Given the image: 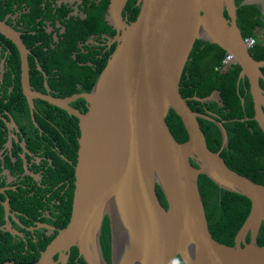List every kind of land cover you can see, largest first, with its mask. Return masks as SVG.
<instances>
[{
    "label": "water",
    "instance_id": "obj_1",
    "mask_svg": "<svg viewBox=\"0 0 264 264\" xmlns=\"http://www.w3.org/2000/svg\"><path fill=\"white\" fill-rule=\"evenodd\" d=\"M128 1L110 0L105 20L116 36L106 39L109 47L116 46L93 89L64 98L50 94L48 77L40 66L46 92L32 88L31 52L22 34L8 24L9 16L0 19V33L20 55L22 93L35 126V100L48 102L79 121L71 219L41 253L37 264H58L54 261L57 255L61 264H67L65 254L72 247L78 248L86 264H107L101 249L106 216L111 229V264H175L178 257L183 264H264V246L258 244L264 224V186L227 167L220 156L229 146L223 122L214 119L211 112H194L181 92L194 44L203 40L217 45L232 55L227 67H240L238 85L248 80L252 119L264 133V61L254 60L244 42L237 25L236 0H138L140 12L133 23L123 17ZM253 4L260 5L264 14V0L241 3ZM4 64L2 61L0 83ZM79 99L86 102L85 112L70 106ZM194 100L222 105L218 90ZM172 111L181 118L188 136L182 143L167 121ZM199 119L219 128V152L209 149ZM3 120L8 129L6 145L11 149L15 141L22 148L24 175L38 178L30 171L27 159L33 153L16 134L18 125L12 117ZM2 176L12 178L5 166ZM200 176L250 202L232 246L217 240L209 229L199 191ZM157 187L168 208L163 206ZM6 190L0 188V194ZM2 206L8 213V201Z\"/></svg>",
    "mask_w": 264,
    "mask_h": 264
},
{
    "label": "trees",
    "instance_id": "obj_2",
    "mask_svg": "<svg viewBox=\"0 0 264 264\" xmlns=\"http://www.w3.org/2000/svg\"><path fill=\"white\" fill-rule=\"evenodd\" d=\"M56 1L0 0V19L4 20L9 16L7 22L22 34V39L31 52L30 84L34 90L46 92L44 75L37 68L39 64L48 77L52 96L64 98L73 94L89 93L115 46L105 52L85 46L88 51L84 53L79 44H86L93 35L97 40L104 34L114 35V29L105 20L110 1L103 0L101 4L88 2L84 10L86 18L71 17L68 20L65 18L70 10L64 6L53 9L52 4ZM242 1L236 0L237 25L244 38L253 37L257 41L250 51L252 58L264 61V41L257 36V30L264 29V16L259 5L242 6ZM136 2L137 0H130L124 12V17H128L129 22H134L139 14ZM57 21H63L62 26L57 27ZM51 24L55 31L64 28L62 34L59 33L60 30L57 31V41L54 40L53 33L48 32ZM225 54L217 45L203 40L197 41L185 69L181 92L194 112L206 115L208 110L216 115L214 119L223 122L228 132L229 146L220 156L227 167L254 184L264 186V133L252 119L248 81H241L238 88L240 67L236 64L234 68L222 74L216 71ZM2 58L6 62L4 79L0 83V115L7 120L12 116L15 120L20 129V138L26 141L28 149L33 153L32 157L27 156L28 162L33 166L31 171L41 173L42 176L40 184L30 176L22 177V148L16 142L12 149L5 146L8 141V129L3 118H0V176L5 166L11 175L16 177V181L9 184V187L16 189H10L7 196L15 209L29 217L33 216L35 221L49 224L55 221L58 228H64L71 216L74 166L79 157L78 120L48 102L35 100L34 117L38 125L35 126L27 99L22 93L19 52L10 40L0 33V69ZM262 72L264 74V68ZM261 85L264 86L263 81ZM215 90L220 91L222 105L194 100L195 97L205 98ZM189 98H192V101ZM242 99L245 100L244 104ZM71 107L85 112L86 102L79 99L72 102ZM167 121L179 142L186 141L187 133L175 111L170 113ZM199 123L209 149L219 152L222 146L219 128L205 119H199ZM37 158L40 163L32 161ZM192 165L196 168L194 162ZM198 183L212 235L223 244L232 246L234 236L249 211L250 202L242 196L220 189L205 176H200ZM2 185L0 183V187ZM157 193L163 206L168 208L169 204L159 187ZM0 199L4 200V196L0 195ZM56 201H60L62 205H54ZM43 209H53L50 219L42 217ZM3 211L0 203L1 222ZM258 244L264 246V224L258 234ZM48 245L49 239L44 244L40 242L41 250ZM101 245L106 263L111 264V229L108 216L104 222ZM31 247L37 250L36 245L31 244ZM5 249V246L0 245V251ZM39 257L40 252H37L36 255H31L27 262H17L36 264ZM175 264H183L180 257Z\"/></svg>",
    "mask_w": 264,
    "mask_h": 264
},
{
    "label": "flooded vegetation",
    "instance_id": "obj_3",
    "mask_svg": "<svg viewBox=\"0 0 264 264\" xmlns=\"http://www.w3.org/2000/svg\"><path fill=\"white\" fill-rule=\"evenodd\" d=\"M88 2L91 4L92 3L101 4L103 0H57L55 3L52 4V7L53 9L60 8L61 6L67 7V9H69L70 12L66 16L65 18L66 20H68L71 17L73 18L80 17L82 19L86 17L84 10L86 9V4ZM72 13L74 14L70 15ZM124 20L129 22L128 17H124ZM62 23L63 21H57L56 23L57 27H59L60 25L62 26ZM51 27H49L48 30H50V33H53L54 40L55 41L59 40L57 31L60 30V28L56 29L55 31L54 27H52V29ZM63 32H64V28L62 27V30H60L59 33L62 34ZM107 36L112 39L116 36V32L114 33L113 36H110L109 34H104L102 37L99 38V40H97V38L93 35L86 44H79V48L84 53H87L88 51L85 50L84 48L85 46L90 47L92 50L97 49V50H102L103 52H105L106 50H110L113 46H116V43H114L111 47H109L108 43L110 42V40L106 39ZM2 61L5 60L2 58ZM246 80L242 82L244 83ZM189 99L192 101V98ZM32 161H36V160L32 159ZM31 168H33V166H31ZM0 177H1L0 183L3 184L0 187L1 189H8L6 190V192H8L10 189H16L14 187H9L10 184L9 182H12V178L8 182L7 176L5 177L0 176ZM22 177H25L24 174H22ZM33 179L36 182H39L38 181L39 178L33 177ZM6 192L4 191V194H0L4 196V200L0 199L1 200L0 203L8 201L6 197ZM8 203L10 206L8 213L5 211V207L1 205L4 211H3V221L2 222L0 221V238H2L0 239V241L6 247V249L5 251L3 250L0 251V264H20L17 262V260L27 262V260L30 259L31 255H36V253L41 250L42 247L40 246V242L44 244V242L47 241V239H49V241L51 239L53 240L62 228H58L55 225V221H53L52 224H49L44 221L41 222L35 221L33 216L32 217L27 216L26 213L15 209L9 201ZM54 205L61 206L62 203L60 201H56ZM52 212L53 209L51 210L49 209V211H45V214H47L45 219H50ZM43 225H50L53 229H49L47 227H44ZM31 244L36 245L37 250L31 247ZM65 256L68 257L67 264H70L71 262H73L74 264H82V262H84L86 264L84 259L80 256V252L78 248H74V247L70 248L69 252L68 253L66 252ZM60 259L61 256L57 255L55 257V262L61 264Z\"/></svg>",
    "mask_w": 264,
    "mask_h": 264
},
{
    "label": "clouds",
    "instance_id": "obj_4",
    "mask_svg": "<svg viewBox=\"0 0 264 264\" xmlns=\"http://www.w3.org/2000/svg\"><path fill=\"white\" fill-rule=\"evenodd\" d=\"M130 1V0H129ZM128 1V2H129ZM127 5H128V3H127ZM127 5H126V7H127ZM136 6L137 7H139V12H140V6H138V0H137V2H136ZM260 6V5H259ZM260 8H261V6H260ZM124 10H126V9H124ZM123 12H125V11H123ZM139 15V14H138ZM263 16H264V14H263ZM123 17H124V15H123ZM138 17V16H137ZM85 18V17H84ZM137 19V18H136ZM136 21V20H135ZM134 21V22H135ZM127 23H133V22H128L127 21ZM9 24V23H8ZM12 26V25H11ZM264 29H261V30H257V36H258V38L261 40V41H264V39L263 38H261L263 35H262V31H263ZM18 31V30H17ZM5 37V36H4ZM244 38V37H243ZM248 38H253V37H247V38H244V42H245V40L246 39H248ZM254 39V38H253ZM9 40V39H8ZM256 43H257V41H256V39H254V45H256ZM245 44H246V42H245ZM246 46H247V44H246ZM247 48H248V50H249V52L253 49V48H249L248 46H247ZM114 49H115V47H114ZM113 52V51H112ZM192 52V51H191ZM191 54V53H190ZM251 54V53H250ZM228 56H229V58H228ZM190 58V57H189ZM232 58V55H230V54H225V56H224V58H223V60H222V62H221V64H220V66H218L217 68H216V71H218L219 73H226L228 70H230V69H232V68H234L235 66H236V64H234V66H231V67H227V64L229 63V60ZM5 60V59H4ZM189 62V61H188ZM188 64V63H187ZM4 66H5V64H4ZM38 66H39V64H38ZM187 67V66H186ZM185 73V72H184ZM242 81H244V80H242ZM240 85V84H239ZM238 85V86H239ZM262 86V85H261ZM188 101V100H187ZM244 103H245V100H244ZM243 104V103H242ZM70 106H71V104H70ZM207 112H209V111H207ZM214 114V113H213ZM1 116V115H0ZM71 116V115H70ZM2 117V116H1ZM9 117H12V116H9ZM73 117V116H72ZM3 118V117H2ZM5 119V118H4ZM76 119V118H75ZM7 120V119H6ZM9 120V119H8ZM14 120V119H13ZM76 120H78V119H76ZM15 121V120H14ZM78 125H79V121H78ZM19 128V127H18ZM79 131H80V129H79ZM19 133H20V129H19V132H17L16 134H18V137H19V139H20V141L21 140H23V139H21L20 138V135H19ZM80 137V136H79ZM8 142V141H7ZM7 142H6V144H7ZM15 142V141H14ZM5 144V146L7 147V148H9L7 145ZM14 144V143H13ZM26 146H27V144H26ZM28 148V147H27ZM10 149V148H9ZM12 149V148H11ZM22 152V151H21ZM36 160V162L38 161V158L37 159H35ZM40 160V159H39ZM37 163H40V161L39 162H37ZM76 164H78V162H76ZM76 164H75V166H76ZM31 166H32V164L30 165V171H31ZM75 166H74V168H75ZM33 174H35V175H37L38 174V178H39V184H40V182L42 181V176H41V173H34L33 171H31ZM24 173H25V171H24ZM23 173V174H24ZM1 176H2V173H1ZM25 177H27V176H29V175H24ZM74 176H75V174H74ZM3 177H5V176H3ZM30 177H32V176H30ZM33 178V177H32ZM16 181V178L14 177V176H12V182H15ZM35 181V180H34ZM8 182H9V179H8ZM36 182V181H35ZM9 183H11V182H9ZM74 190H75V181H74ZM6 197H7V200L10 202V198L7 196V192H6ZM73 197H74V192H73ZM1 205H2V203H1ZM72 208H73V203H72ZM45 211H49V209H43L42 211H41V214H42V217H44V218H46V215L47 214H45ZM71 214H72V210H71ZM42 217H40V218H42ZM106 218V217H105ZM70 219H71V216H70ZM40 221V220H39ZM70 221V220H69ZM110 221V220H109ZM41 222V221H40ZM69 223V222H68ZM68 225V224H67ZM66 225V226H67ZM44 227H47V228H49V229H53L50 225H43ZM65 226V227H66ZM64 227V228H65ZM104 227V226H103ZM64 228H62V229H64ZM61 229V230H62ZM102 234H103V231H102ZM56 237V236H55ZM51 241H52V239L49 241V245L51 244ZM101 241H102V238H101ZM0 245H2V246H4L3 244H2V242L0 241ZM48 245V246H49ZM47 246V247H48ZM46 247V248H47ZM46 248L44 249V250H40L39 252H40V256H41V253L42 252H44L45 250H46ZM3 251H5V250H3ZM103 254V253H102ZM56 257V256H55ZM39 259H40V257H39ZM39 259H38V261H39ZM38 261L36 262V264L38 263ZM54 261H55V259H54ZM56 263V262H55Z\"/></svg>",
    "mask_w": 264,
    "mask_h": 264
},
{
    "label": "built area",
    "instance_id": "obj_5",
    "mask_svg": "<svg viewBox=\"0 0 264 264\" xmlns=\"http://www.w3.org/2000/svg\"><path fill=\"white\" fill-rule=\"evenodd\" d=\"M245 42L249 48H253V46H254V39L253 38H248L245 40ZM228 58H229V56H228Z\"/></svg>",
    "mask_w": 264,
    "mask_h": 264
},
{
    "label": "rangeland",
    "instance_id": "obj_6",
    "mask_svg": "<svg viewBox=\"0 0 264 264\" xmlns=\"http://www.w3.org/2000/svg\"><path fill=\"white\" fill-rule=\"evenodd\" d=\"M262 35H263V36H262L261 38H263V39H264V30L262 31ZM104 260H105V259H104Z\"/></svg>",
    "mask_w": 264,
    "mask_h": 264
}]
</instances>
